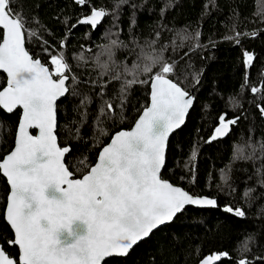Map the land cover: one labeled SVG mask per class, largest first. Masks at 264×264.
Segmentation results:
<instances>
[{"label":"snow or ice","instance_id":"snow-or-ice-1","mask_svg":"<svg viewBox=\"0 0 264 264\" xmlns=\"http://www.w3.org/2000/svg\"><path fill=\"white\" fill-rule=\"evenodd\" d=\"M88 8L77 23L97 30L108 17L111 26L103 36L107 43L96 50H68V38L64 36L57 51L50 52L49 41L42 33L39 22L30 25L35 16L29 17L16 4V0H0V71L6 74V86L0 90V109L12 114L21 109L14 134V147L0 158V173L6 178L9 194L6 198L5 220L13 232L6 240L9 246L18 248L12 256L0 244V264H105L106 258L126 257L139 242L149 238L154 230L173 219L186 206L218 207L215 198L194 196L184 188L162 178L166 167V151L169 137L179 129L193 107L194 96L182 85L189 52L185 49L203 48L202 31H177L167 24H158L152 39L140 41L134 34L135 11L143 5L132 0H113L111 10L91 5V0H73ZM218 0H206L204 12L217 7ZM178 0H165L161 18ZM264 4V0H258ZM14 5H16L14 7ZM38 7V6H37ZM130 7L129 37L121 38L122 9ZM264 24V11L254 14ZM233 25L230 35L224 37L237 46L242 39L257 38L264 28L243 32L238 30V16L232 12ZM76 27L75 24L68 28ZM115 29V31H113ZM171 33L169 41L162 40V33ZM38 41L49 59L42 62L34 58L26 48V42ZM212 43V42H210ZM214 46V44L212 45ZM172 53L178 55L174 57ZM123 54V59L118 57ZM254 53L242 49V65L245 69L241 90L253 96L264 93V87L250 83V70L254 67ZM181 61L184 67H181ZM51 68V70H50ZM91 68L95 72L92 77ZM202 73L194 77L199 84ZM264 82V70L260 73ZM113 95L108 97V90ZM136 88L148 89L149 103L138 110L139 115L131 129H121L110 135V142L103 144L102 137L109 136L104 127L107 121L126 119L124 113ZM96 105L95 113L90 106ZM236 105H243L231 97ZM73 105L76 115L63 125L67 133L64 146L58 143L59 103ZM264 117V103L256 104ZM243 112L228 118L227 112L218 116V123L205 143H212L227 136L241 120ZM93 147L99 149L97 160L89 163L87 156L66 162L73 152L68 140L82 141L83 127L89 123ZM31 129L38 130L33 135ZM11 130L0 121V142L3 134ZM233 159L264 160V140L246 145L234 144ZM246 149L250 151L246 152ZM260 153V155H258ZM198 151L194 147L185 163L187 179L196 182ZM75 169V171L71 169ZM76 173L80 177L76 178ZM257 183L264 188V163L256 169ZM180 179H186L181 176ZM228 172L221 169L223 185L228 184ZM221 191L223 187L218 185ZM234 191V189L232 190ZM254 188H247L242 199L251 202ZM224 210L238 218H245L241 206L226 205ZM264 213V208H261ZM249 236L239 248L236 264H264V256L249 258ZM230 254L212 253L200 264H217Z\"/></svg>","mask_w":264,"mask_h":264},{"label":"trees","instance_id":"trees-1","mask_svg":"<svg viewBox=\"0 0 264 264\" xmlns=\"http://www.w3.org/2000/svg\"><path fill=\"white\" fill-rule=\"evenodd\" d=\"M137 5H143L135 11L136 26L134 34L140 41L152 39L158 24H167L170 28L182 31L197 29L202 31L200 43L203 48L185 49L189 56L188 67L185 69L186 79H182V85L196 96L195 105L187 119L185 126L175 133L170 142L167 154L166 168L162 178L174 185L180 186L194 196H207L218 201L217 209L187 208L170 225L155 232L148 240L137 246L126 258H114L105 264H198L203 258L212 253L227 252L230 258H222L220 264H236L240 253L239 248L249 236L254 238L250 244L251 252L245 256H264V188L257 183L259 177L256 169L264 163V160L233 159L234 144L246 145L251 137L253 142L264 140V117H261L256 104L264 103V93L253 96L248 90H241L245 69L242 65V49L254 53V67L250 70V83L257 87H264L260 79V73L264 70V33L257 38L242 39V44L237 46L234 42L224 39L230 35L233 25L232 12L235 9L238 16L237 28L243 32L264 28L254 15L258 11H264V4L258 0H218L217 7H210L204 12L206 0H178L176 6L167 10L163 19L160 12L165 0H132ZM16 4L29 17L35 16L30 27L35 28L39 22L43 32V38L49 41V51H57V45L64 36L68 38V50L87 49L96 50L107 43L103 36L106 29L111 26L110 18L106 17L97 30H91L90 26H81L78 18H83L88 8L82 10L73 0H16ZM105 7L111 10L113 0H91V7ZM16 5H14L15 7ZM38 6V7H37ZM133 14L130 7L122 9L120 26L123 31L121 38L129 37V20ZM75 24L76 27L68 28ZM115 31V29L113 30ZM171 33L164 30L162 40L169 41ZM212 42V43H210ZM214 44V46H212ZM26 47L34 58H40L47 62L49 57L42 52L38 41L26 42ZM176 57L177 53H172ZM121 54L118 59H123ZM181 67L184 62L181 61ZM51 69V68H50ZM92 77L95 72L89 68ZM202 73L199 84L194 77ZM6 76L0 74V90L6 86ZM113 95V88L108 90V97ZM235 97L242 109L232 110L236 105L230 100ZM149 103L148 89L136 88L130 98V103L124 113L126 119L116 122L109 120L104 127L109 136L102 137L103 144L110 142V135L121 129H131L140 114L138 110ZM99 98L90 110L95 113ZM73 105L63 101L59 103L58 114V140L64 146L67 133L63 125L71 120L76 113L72 111ZM227 112L228 118L234 114L243 112L241 120L233 126L227 138L217 139L212 143H205L218 123V116ZM21 111L7 114L0 109V121L10 129L3 134L0 142V158L8 154L14 147V134L18 125ZM89 123L82 129V141L68 140L73 152L66 157V162L74 163L76 158L87 156L89 163L97 160L99 149L93 147L92 130ZM36 132L33 131V134ZM198 151V163L196 168V182L187 179L189 173L185 170V163L190 159L193 148ZM250 149H246V152ZM260 155V153H258ZM221 169L228 172V184L223 185ZM75 171V169H71ZM76 173V178L80 177ZM181 176L186 179H180ZM218 185L223 187L220 190ZM247 188H254L251 202H246L241 197ZM234 189V191H232ZM9 194V185L0 173V244L12 254L18 255V248L9 246L6 240L13 238V232L5 220L6 198ZM226 205L241 206L246 211L245 218H238L224 210ZM254 264L257 262L254 261Z\"/></svg>","mask_w":264,"mask_h":264},{"label":"water","instance_id":"water-1","mask_svg":"<svg viewBox=\"0 0 264 264\" xmlns=\"http://www.w3.org/2000/svg\"><path fill=\"white\" fill-rule=\"evenodd\" d=\"M102 22H103V21H102ZM79 25H80V24H79ZM81 26H88V25H81ZM26 48H27V47H26ZM50 70H51V69H50ZM0 74H4V75L6 76V74L3 73L2 71H0ZM6 78H7V77H6ZM190 93L194 96V98H195V102H196V96H195L194 92H190ZM195 102H194V105H195ZM194 105H193V107H194ZM193 107L190 109L189 114H188L187 117H186L185 123H184L179 129H176L172 134H170L169 142H170L172 136H173L175 133H177L179 130H181V129L185 126V124H186V122H187V119H188V117H189V115H190V113H191ZM2 110H3V109H2ZM17 110H20V111L22 112V110L19 109V108L16 109L14 112H16ZM3 111H4V110H3ZM14 112H13V113H14ZM13 113H12V114H13ZM7 114H8V113H7ZM57 130H58V129H57ZM30 131H31L32 134H33V131L36 132L35 134H38V130H36V129H31ZM230 133H231V131H230ZM230 133H229L227 136L223 137V138H227V137L230 135ZM35 134H33V135H35ZM223 138H219V139H223ZM169 142H168V147H167V151H166V163H167V154H168ZM58 143H59V140H58ZM66 157H67V156H66ZM165 168H166V167H165ZM165 168L162 169V173H161V175L163 174ZM2 176H3V175H2ZM3 177H4V176H3ZM4 178H5V177H4ZM5 179H6V178H5ZM6 181H7V180H6ZM9 187H10V186H9ZM189 207H193V208H196V209H217V208H218V207H216V208L203 207V208H202V207H199V206H191V205H190V206H186L185 209L182 211V213H183L187 208H189ZM182 213H179V214L173 219V221H171V222H169V223H166L165 225H161L158 229L154 230V232L151 234V236H152L155 232H157L158 230L162 229L163 227L172 224V223L177 219V217H178L179 215H181ZM151 236H150V237H151ZM150 237H149V238H150ZM149 238H146L145 240L139 242L136 246H134V248H133L132 250H130L129 254H130V253H131V252H132L137 246H139L141 243L145 242V241L148 240ZM12 247H16V246H12ZM16 248H17V247H16ZM129 254H128L126 257H128ZM126 257H111V258H106V261L111 260V259H114V258H126ZM106 261H105V262H106ZM221 262H222V260L219 261V262H217V264H220ZM198 264H200V262H199Z\"/></svg>","mask_w":264,"mask_h":264}]
</instances>
